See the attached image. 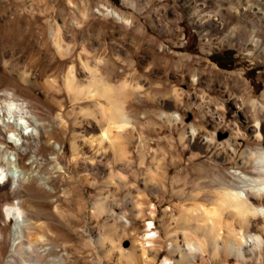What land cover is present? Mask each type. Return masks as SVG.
<instances>
[{
	"label": "rangeland",
	"instance_id": "rangeland-1",
	"mask_svg": "<svg viewBox=\"0 0 264 264\" xmlns=\"http://www.w3.org/2000/svg\"><path fill=\"white\" fill-rule=\"evenodd\" d=\"M137 1H144L147 6L141 10L125 0H0V104L12 93L13 98L24 102L30 110L31 127L39 128L42 123L48 134L39 151L25 150L28 171L37 174L39 187L29 193L12 176L6 184L0 185V264H6L11 258L16 226L15 219L3 215V204L27 200L32 206L26 209V215L48 226V233L41 241L44 243L41 249L45 248L42 251L47 254L45 264H103L100 245L91 241L95 234L91 227L96 226L106 234L112 217L94 212L95 205L99 198L121 201L128 190L132 191L144 202L145 215L135 219L127 207L116 209L118 215H124L132 224L127 233L115 241L118 246L110 252L107 263L129 264L122 253L134 247L136 239L149 229L150 221H154V229L164 237L165 229L157 217L163 210L173 208L180 212L191 204L186 194L196 189L203 197L205 194L213 196L217 179L226 177L227 181H236L233 171L242 161L244 150L263 146V140L248 136L241 125L242 115L237 113L241 101L237 104L235 99L224 100L229 95L223 98L219 88L229 79L226 85L229 92L260 99L264 90V61L253 59L237 45L220 42L223 38L243 41L240 33L243 25L237 22L236 16L232 17L227 30L214 25L208 27L207 20L203 25L195 22L196 16L211 10L214 14L211 21L218 22L214 18L219 17L218 10L224 0H207L206 7L202 4L204 0ZM103 6L120 10L132 22L125 23L103 14ZM57 22L74 49L72 55L62 56L53 44L51 27ZM208 41L209 47L204 44ZM85 48L90 50V56L84 52ZM213 56L221 58V63ZM81 57L88 58L92 64L102 58L100 71L113 83L128 79L143 85L139 93H128L125 109L134 120V126L127 129L129 133L112 127V136L125 141L134 162L132 170H124L122 161L117 160L109 148L104 155L90 156L88 147L81 141L79 161L73 158V136L79 134L81 139L92 130L90 123L95 128L101 123L83 114L86 109L95 107V100L74 101L65 87L64 75L72 64H76L79 79L87 78ZM233 71L243 74L247 92L242 90V81L232 78ZM196 74H200L202 83L191 82L190 78ZM208 78L215 79V87L205 83ZM52 79L56 83L49 86ZM175 90L181 92V100L175 99ZM102 101L112 105L110 100ZM162 111L180 112L182 120L173 124L168 118H160ZM214 113L224 118L217 130L213 126ZM191 124L199 128L200 136L187 137L183 142L182 135ZM210 131H217L213 146L219 147L220 154L202 148L204 137ZM222 134L225 137L221 138ZM228 138L238 141L235 150L233 145L224 142ZM35 143L32 141V145ZM10 145L13 152L20 151L15 142ZM224 149L235 152V156L224 160ZM52 156H58L66 172L55 165ZM158 161H162V165L164 162L166 169L170 168L167 188L151 193L138 179L147 174L155 180ZM171 163L175 164L171 166ZM95 165L103 166L106 175L92 169ZM254 167L255 163H251L246 171L254 173ZM83 169L89 170L83 173H87L91 182L79 177ZM12 171L17 175L21 173L25 182L29 179L18 161ZM205 171L208 174L203 177ZM121 175L127 176V187L118 184L117 177ZM108 179L112 183L106 184ZM195 182H199L200 189ZM167 254L168 248L164 247L156 264H163ZM206 258L207 264L214 263L209 255ZM222 261L224 259L221 264ZM230 262L236 264V259L231 258ZM248 264H264V251L261 263L254 259Z\"/></svg>",
	"mask_w": 264,
	"mask_h": 264
},
{
	"label": "bare ground",
	"instance_id": "bare-ground-1",
	"mask_svg": "<svg viewBox=\"0 0 264 264\" xmlns=\"http://www.w3.org/2000/svg\"><path fill=\"white\" fill-rule=\"evenodd\" d=\"M125 2L137 8L139 6L141 10L147 6L144 1L125 0ZM206 2L208 1L204 0L202 3L205 7L207 6ZM103 8L105 10L103 14L125 23L132 22L118 9L106 6H103ZM210 12L196 16L195 22H201V25H203L207 20L209 22L208 27L214 25L227 30L232 22V17L236 16L237 22L243 25V27H240V33L244 36L243 41L231 42L228 38H223L220 42L230 46L237 45L239 48L246 50L247 54L253 59L264 61V0H224L218 10L220 12L219 17L214 18L219 20L218 22L211 21L214 14ZM50 37L55 48L62 56L73 54L74 49L66 41L60 23L57 22L51 27ZM204 44L207 46L210 43L208 41ZM84 52L87 56H90L91 52L88 48H85ZM80 60L87 72V78L84 79L85 81L79 79L76 64H72L64 75L65 87L74 96V101L95 100V107L86 109L87 111L83 114L88 118H93V120L98 119L101 123L98 128L90 123L89 127L92 130H89L86 135L84 134L85 136L81 139H79V134L73 136V158L76 161L79 157L81 150L79 142L81 141L88 147L91 153L90 156L98 157L109 148L113 151V156L122 161L124 170H132L134 162L128 154L125 141L120 142L112 136V129L114 130L112 127L119 128V131L123 133L124 131L128 132L127 129L134 126V120L127 113L125 105L128 93H139L143 85L133 83L128 79H123L118 83L111 82L100 71L102 58L97 59L96 64H92L88 58L81 57ZM231 75L232 78L242 81V90L247 92V82L243 74L233 71ZM190 80L194 84L204 81L200 74L193 75ZM49 81V86L56 83L54 79ZM228 82L229 79H226L225 85L223 84L219 88L222 97L224 98L228 93L229 98H224V100L235 99L237 104L238 101H241V104L238 105L239 110H237L238 115H242L240 116L241 125L248 136L260 141L263 140V146H259L256 150L251 148L244 150L242 161L237 164L238 168L233 171L236 181H227L226 177L224 179L220 176L221 178L216 180L218 186L213 196L205 194V197H203L200 191L196 189L197 191L192 192L190 195L186 194L189 196L191 204L180 209V212L173 208L163 210L157 217L160 218V224L165 229L164 237L158 230L154 229V221H150L148 223L149 229L140 239H136L134 247L122 253L127 257L129 264H156L164 251V247L168 248V254L165 256L163 264H207V255L210 256L214 262L213 264H218L222 259H224L222 264H230L231 258L236 259V264H248L254 259L261 263L264 251V90L260 99L244 95L245 93L233 94L229 92L226 86ZM205 83L209 87H215L216 82L214 78H208ZM10 94L12 93H8V97L3 99L2 104H0V154L2 155L0 185L6 184L12 176L20 186L30 193L33 189L39 187V178L35 172L28 171L25 150L39 151L41 142L47 139L48 134L46 135L42 123H40L39 128L34 129L33 126L31 127L28 122V118L31 116L30 110L24 102L16 100ZM181 98V92L175 90V99L181 100ZM103 99L110 100L112 105H107L102 101ZM247 103L251 104L250 107L247 106ZM160 118H168L173 124L180 123L182 120L180 112L177 111H162ZM212 119L215 121L213 126L217 130L224 118L217 117L214 113ZM21 128L24 129L23 132L20 130ZM200 132L198 127L191 124L182 135L183 142L187 137L198 136ZM216 132L210 131L205 135L202 148L220 154L219 147L215 149V146H213L216 143ZM123 135L125 136V134ZM128 136L133 135L129 134ZM32 141L36 143L32 145ZM10 142H15L20 147V151L13 152ZM224 142L233 145V150L239 145L237 140L232 141L230 138ZM222 152H224V160H231L235 156L233 154L235 152L231 153L225 149ZM53 158L56 160L55 165L62 172H66L65 166L60 163L58 156H52ZM16 161H18L21 171L28 174L29 179H25L27 182L23 181L24 178L21 173L17 175L12 171ZM158 163V167L156 166L158 177L155 180L151 175L144 174L145 177L139 178L140 175L135 173L136 178H139L138 180L142 181L144 188L151 193L162 192L167 188L166 180L170 168L166 169L163 166L164 162L162 165V161H158ZM251 163H255L254 173L246 171V167ZM174 164L171 163L170 165L173 166ZM87 169L80 170L79 177L90 181L87 173H83ZM92 169H95L102 176L106 175L105 168L101 165H95ZM93 172L95 174V171ZM207 174L206 171L202 172L203 177ZM126 175L117 177L120 187H127L128 178ZM217 177L219 176L217 175ZM107 182L112 183L109 179L106 184ZM197 184L200 186L199 182H195L196 186ZM208 184L205 186H208ZM182 192L183 194L186 193L185 191ZM100 199L95 205L94 212L101 213V215L107 214L112 217V222L107 223L106 234L97 230L96 226H92V232L95 234L91 241L100 245L104 254V261L101 258L100 261L107 264L110 252L118 246L115 241L127 233L130 224H132L130 220L124 218V215H118L116 209L127 207L135 219L143 217L145 209L144 202L129 190L121 201H118V199H105L104 201L101 199V201ZM203 200H212V202L208 204ZM31 206L32 204L27 200L2 205L3 215L8 219L13 218L16 220L15 244L14 248L12 247L11 258L8 259L6 264H45L47 254L43 253L45 248L41 249L44 246L41 241L44 240V236L47 235L49 229H47L48 226L44 222L29 218L26 215V209Z\"/></svg>",
	"mask_w": 264,
	"mask_h": 264
},
{
	"label": "trees",
	"instance_id": "trees-1",
	"mask_svg": "<svg viewBox=\"0 0 264 264\" xmlns=\"http://www.w3.org/2000/svg\"><path fill=\"white\" fill-rule=\"evenodd\" d=\"M214 60H216L217 62L221 63V58L217 57V56H213Z\"/></svg>",
	"mask_w": 264,
	"mask_h": 264
},
{
	"label": "water",
	"instance_id": "water-1",
	"mask_svg": "<svg viewBox=\"0 0 264 264\" xmlns=\"http://www.w3.org/2000/svg\"><path fill=\"white\" fill-rule=\"evenodd\" d=\"M190 118H191V117H190ZM190 118H189V119H190ZM223 137H225V136H223V134H222L221 138H223Z\"/></svg>",
	"mask_w": 264,
	"mask_h": 264
}]
</instances>
